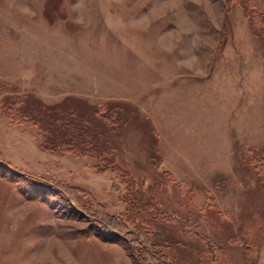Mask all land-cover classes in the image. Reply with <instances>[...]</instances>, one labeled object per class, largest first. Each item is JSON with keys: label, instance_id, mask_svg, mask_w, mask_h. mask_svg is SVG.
<instances>
[{"label": "rangeland", "instance_id": "obj_1", "mask_svg": "<svg viewBox=\"0 0 264 264\" xmlns=\"http://www.w3.org/2000/svg\"><path fill=\"white\" fill-rule=\"evenodd\" d=\"M0 153V264H264V0H0Z\"/></svg>", "mask_w": 264, "mask_h": 264}, {"label": "trees", "instance_id": "obj_2", "mask_svg": "<svg viewBox=\"0 0 264 264\" xmlns=\"http://www.w3.org/2000/svg\"><path fill=\"white\" fill-rule=\"evenodd\" d=\"M108 106L106 109L105 119L107 120L108 128L111 130H114L118 134L122 130L125 122L121 120V118L118 115V111L114 113L113 115H110L111 110ZM115 112V110H114ZM84 135V136H83ZM119 136V135H117ZM73 142L72 145L75 150H77L80 154H88L89 150L93 151L90 153L91 156L95 157L97 159L96 168L100 171H105L106 169H110L117 173L121 181L126 185V188L130 191V198L128 199L129 202H131V212L133 216L136 218L138 217V221L136 222L137 232L142 235L143 237V244L141 246V249L147 252L150 248L149 245H152L153 247L159 245L161 242V237H159V234L150 232L148 230L147 221H152L155 223H159V217H162L163 211L159 207L155 205V202H152V198H146L141 192L140 196L138 195L139 190L136 189V183L134 182V179L130 177L127 173L123 171H118L114 169L111 165H109L107 158H104L103 155L105 154V147L106 144L110 146L109 137H105L102 134H98V136H95L93 133L86 132V134L81 133H75L71 135ZM69 145L70 141H62V143H65ZM85 145V146H84ZM112 147V146H111ZM103 161L108 166L101 167L99 166L98 162ZM0 165L5 167L8 171L12 173H17L20 176H22L25 179L30 180V183H34V185H44L46 187H50L55 189L61 197L68 202L71 206H76L73 202V199L68 195V193L64 192V189H62L57 182H53L51 180L42 178L40 176H36L34 174H31L27 171H24L23 169H19L12 165L10 161L0 153ZM166 217V216H164ZM95 220V219H94ZM107 229L111 230V228L107 227V225H103ZM147 227V228H146ZM151 253V251H149ZM161 254V253H160ZM161 261L165 262V260L162 258ZM166 264V263H165Z\"/></svg>", "mask_w": 264, "mask_h": 264}]
</instances>
